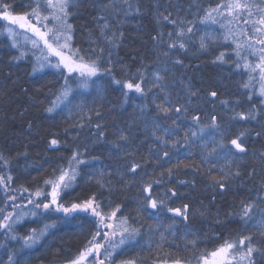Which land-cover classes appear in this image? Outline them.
Wrapping results in <instances>:
<instances>
[{
  "label": "trees",
  "instance_id": "obj_1",
  "mask_svg": "<svg viewBox=\"0 0 264 264\" xmlns=\"http://www.w3.org/2000/svg\"><path fill=\"white\" fill-rule=\"evenodd\" d=\"M7 2L12 4L16 14L29 10L27 7L29 0ZM105 2L107 0H82L74 12L69 9L71 14L68 22L73 25L71 48L79 49L80 54L86 58L101 55L99 48L104 49L102 53L104 59L111 53L113 73L115 78L121 81L135 82L138 79L137 69L145 65L149 80L153 69L163 70L167 67L169 71L164 84L173 103H185L188 99V89L196 93L191 97L188 113L180 118H176L174 112L168 116L158 113L152 100L155 96L156 103H163L165 93L160 88H153L147 97L129 92L125 104L121 87L113 84L110 76L104 75L97 78V84L90 90L75 94L71 112L64 111L50 116L45 109L63 83L60 73L48 68L33 75L32 67L35 60L28 54L19 62L14 61L13 57L19 56L21 49L12 47L11 39L6 34L0 35V154L7 161V164L0 161V175H12L13 180L10 182L12 188L23 185L34 189L42 186L45 179L58 173L61 166H66L73 150L83 152L87 149L90 156L98 157L94 162L96 168H103L110 174L102 178L105 183L111 179L113 185L111 194L105 195L104 199L110 201L111 206L119 204L121 212L130 219L137 216V204L144 198L142 183L160 179L159 185L153 184V195L157 198L164 197L169 188L174 189L177 196L168 197V203L172 207L181 208L188 204L189 219L182 222L180 218L163 211L160 212L162 223L158 227L154 220L146 214H141L143 227L138 239L142 241L143 247L129 251L122 257L136 258L137 264H160L165 260L171 264V260L176 257L188 261V264H197V259L202 253L213 251L224 240H238L250 233L254 243L264 246V235L251 227H246L239 216L242 203L256 201V194L264 184V161L260 158V153L264 152V104L261 103L264 98L258 94L259 70L251 74L256 77L252 80V87L249 89L243 87L250 75L243 64L257 63L259 52L253 54L244 47L239 50L242 58L238 59L235 44L231 39L227 42L223 40L210 42L206 50L199 47V39L205 32L215 36L224 34L225 30L218 23L201 24L199 21L206 10L227 3L228 0H130L133 8L131 14L126 17L124 11L128 5L122 0H117L119 14L105 13L109 22L108 32H116L118 36L123 33L119 39V47L115 49H112L102 37L99 26L102 21L97 19L101 14L99 5ZM247 2L264 6V0ZM136 7H139V13L135 11ZM221 11H224L222 19L226 22L230 17L225 10ZM252 11L251 17L245 14L244 18L257 20L260 13L255 8ZM169 13L170 20H176L177 25L163 19V15ZM181 20L194 22L193 32L183 38L187 50L178 48L169 50L166 43L169 40L168 34L172 33L171 39L175 40L177 26L187 27L186 23H179ZM5 23L0 21V25ZM48 23L51 26L52 21L49 20ZM230 27L233 29L232 38L244 43L246 37L240 32L241 29L248 35L258 37L260 34L255 33L254 28H264V25L244 24L242 20H234ZM158 33H163V42L159 44L153 40ZM254 47L259 50L264 45L256 44ZM93 48L96 52L91 51ZM163 51H170V56L160 55ZM221 52L225 53V63L216 60ZM174 57H179L184 66L173 65ZM243 57H246V60ZM237 63L241 67L237 68ZM211 91L217 92L215 98L209 95ZM248 94H251V99L248 98ZM222 100L227 101V104H222ZM145 103L148 108L142 117L139 108ZM253 108L258 111L255 120L232 119L234 112L248 113ZM97 111L100 113L99 116L96 115ZM194 114L200 115L201 123L204 125H207L211 116L215 115L224 132V143L228 147H231L228 143L231 138L240 132L246 133L242 143L247 152L238 154L239 158L233 160L231 164L217 159L216 156L209 158L210 164L214 165L211 167L214 175L218 174L219 168H223L225 172L239 168L241 175L230 179L229 187L223 193L218 188L210 186L207 173L210 165L201 163L202 150L196 144L191 147L192 156L187 158L186 153L189 149L182 143L175 149L169 145L171 163L164 160L158 162L152 157L153 152L161 151L164 147L152 136V120L160 124L161 131H158L157 135H162L164 128H174L176 136L172 139L182 140L189 127H193L191 117ZM173 119H176L175 125L172 123ZM97 123L101 124V129L95 127ZM101 130L104 136L98 139ZM121 131L130 137V143L126 148L131 155L125 153L123 149L113 148L115 142L124 143L118 141ZM210 131L212 129H208L205 134ZM258 131L261 132L259 137L256 136ZM51 139H57L59 145L50 147ZM117 151L122 152V156L118 157ZM232 151L236 150L233 148ZM178 159L184 163L175 168L173 175L169 177L166 168L177 163ZM130 162L142 165L141 169L137 170L140 178L132 179L134 174L127 171ZM196 166L201 171L194 172L192 169ZM115 168H120L124 172L123 181L113 171ZM252 170H255L254 174L249 175ZM161 172H164L163 176H160ZM98 179H101L98 174L89 179L82 171L75 187L69 190L73 195L67 199L69 201L83 199L92 193L99 197L102 189L96 182ZM181 181L186 183L182 184ZM61 199H65V196ZM3 203L0 199V206H3ZM260 210H264V204L256 201L254 213L257 220L260 218ZM202 212L205 214L201 215ZM60 215L62 214L51 213V218L55 219ZM174 221L177 230L175 236L167 231L168 225ZM38 225V220L28 219L23 225L16 227V234L24 236L30 227ZM54 231L55 235L49 233L41 245L26 252L21 251L20 241L12 240L5 232L0 231V264H8V256L12 253H15V258L21 264H65L85 247L90 239L92 226L87 220L69 218L58 223ZM161 233L164 236L163 241ZM185 233H194L198 237L195 248L187 244L184 239ZM188 239H192V236L189 235ZM149 244L151 251L148 250ZM257 264H260L259 260Z\"/></svg>",
  "mask_w": 264,
  "mask_h": 264
},
{
  "label": "snow or ice",
  "instance_id": "obj_2",
  "mask_svg": "<svg viewBox=\"0 0 264 264\" xmlns=\"http://www.w3.org/2000/svg\"><path fill=\"white\" fill-rule=\"evenodd\" d=\"M82 0H29L28 11L22 14H16L12 4L7 0H0V21L6 22L0 25L2 31L0 35H5L11 39L12 47L19 48L17 43V36H24L26 42H30L32 49H38V54L33 52L35 56V63L32 67V74L42 73L45 69H54L59 72L63 83L57 93H54V99L50 100L49 105L45 111L52 116L53 114H60L61 112H71L73 101L75 100L76 93H82L90 90L97 84V78L104 75L110 76L111 82L118 85L123 90V102L126 104L128 101V93L133 92L142 97H147L148 93L152 92L153 88H160L165 93L163 97V103H156L155 96H153L152 103L158 113L168 116L170 113H175L176 118H180L182 115L186 116L191 104V97L196 93L188 89V99L185 103L179 102L173 103L169 98L166 86L164 84L166 74L169 69L165 67L163 70L156 68L151 71V79H148L147 66L138 68L136 71V77L138 79L121 81L115 78L113 73V61L111 59V53L104 59L102 53L103 48H99L101 55H96L94 58L80 54L79 49H73L70 47L72 40L73 25L68 22L70 16L69 9L74 12L81 3ZM122 2L128 5L124 11L125 17L132 12V4L130 0H122ZM101 14L97 17L98 21H102L100 24L101 35L104 40L111 46L112 49L119 47V39L122 38L123 33L119 36L116 32H108L109 22L105 13L110 12L112 15L119 14V3L117 0H107L105 3L99 5ZM255 8L260 13L259 18L255 21L249 20L245 17H251L253 15L252 9ZM230 19L225 22L224 11ZM135 11L139 13V7H136ZM216 15H213V14ZM162 15V14H161ZM170 15H163L165 21H169L173 25H177V21L170 20ZM49 20L52 21L49 26ZM159 20V17H158ZM234 20H242L244 24H259L264 25V6L247 2V0H228L227 3L219 4L215 8L206 10L205 15L200 19L201 24H219L224 29L222 36H215L205 32V35L199 39V47L202 50H206L211 43H215L217 40H223L225 42L231 39V42L235 44L236 57L242 58L240 49L247 47L253 54L259 52L258 62L251 64L245 62L243 67L250 73L248 82L243 84L245 89L252 87V80L256 79L252 73H256L259 70L258 82L259 90L258 94L264 98V47L257 50L254 45H264V28L256 27L254 32L260 34L258 37L248 35V33L241 29L240 32L246 37L244 43H241L233 39V29L230 27ZM180 24H187V27L177 26L176 39H171L172 33H169V40L166 42L169 50L180 49L187 50V44L184 41V37L193 32L194 22L183 21ZM23 30V31H20ZM27 32L32 33L36 39H32L26 35ZM163 33H158L153 37L154 42L157 44L162 43ZM93 39L92 37H89ZM67 50V52L65 51ZM92 52H96V49H91ZM28 53L21 50L19 56L13 57V60L19 62V60L25 58ZM160 55L164 57L170 56V51H163ZM52 58H56L53 60ZM104 62L101 63V60ZM159 59V57H157ZM246 60V57H243ZM220 63H225V53L221 52L216 58ZM173 65L184 66V63L179 57L172 59ZM142 64L144 62L142 61ZM237 68L241 67L239 63ZM126 71V66H124ZM162 71L164 74H162ZM147 81V83H146ZM209 95L213 98L217 96L216 91H211ZM248 98L251 99V94H248ZM222 104H227V101H221ZM264 104V100L261 101ZM79 107V105H76ZM148 105L145 103L139 108L142 117L147 111ZM96 115L100 113L97 111ZM258 115V111L253 108L248 113L234 112L232 119H239L242 121L255 120ZM90 119V117H89ZM193 127H189L181 139L173 140L172 137L176 136L174 128H164L162 135H157L158 131H161L160 124L156 120H152V136L155 141L164 146L163 150L152 153V157L156 161H167L171 163L170 152L168 146L172 149L177 148V145L181 143L188 150L186 158L192 156L191 147L196 144L201 148V163L210 165L207 169L208 179L210 186L218 188L220 192H225L228 187V181L241 175L239 168L235 171L225 172L223 168L218 169V174H212L209 158L216 156L217 159L225 160L231 164L233 160L239 158L238 154L246 153L247 149L242 143V139L245 136V132H240L234 138L229 140L228 147L224 143V132L221 129V125L217 122L215 115L211 116L210 122L207 125L201 123L200 115L194 114L191 117ZM173 125L176 124V119L172 120ZM83 126V125H81ZM97 129H101V124L95 125ZM208 129L212 131L207 132ZM261 132H256V136H260ZM104 132L101 130L98 133V139H102ZM219 137V138H218ZM118 141L124 142L123 144L115 142L113 143L114 149H123L125 153L131 155L126 145L130 143V137L123 131L118 136ZM59 141L57 139H51L49 146H58ZM236 151L233 152L232 149ZM118 157L122 156V152L117 151ZM260 158L264 161V152L260 153ZM98 160L96 156H90L88 150L83 152L73 150L70 158L67 161L66 166H61L58 173H54L51 178H47L43 181L42 186H37L34 189L21 185L19 188H12L10 182L13 180L11 174L0 175V199L3 200V206H0V231L5 232L12 240L20 241V249L22 252L36 248L41 245L45 238L49 236V233L55 235V229L58 223L66 221L69 218L76 220H87L92 226V232L90 233V239H88L85 247L74 257L67 260L66 264H137L136 258L123 259L129 251H134L137 248L143 247V243L138 239L141 235V229L143 223L141 221V214H146L150 219L154 220L159 227L161 225L160 212L166 211L173 214L174 217L180 218L182 222H186L189 219V205L184 204L183 207H172L168 203V197H176L177 192L169 188L164 197L157 198L153 195V184L159 185L160 179H152L151 182H144L141 185L143 193H145L142 201L138 202V213L136 217L129 218L128 215L121 212V206L119 204L111 206L110 201L104 199L105 195L111 194L112 181L108 180L107 183L103 181L105 175H110L103 168L97 169L95 161ZM0 161H4L7 164L4 156L0 154ZM184 163L183 160H177V163L166 168V172L170 177L173 175L175 168H179L180 164ZM83 166V168L81 167ZM140 163L130 162L127 165V171L134 174L132 179L140 178V173L137 171L141 169ZM95 169V171H93ZM194 172L201 171L196 166L192 169ZM85 172L89 179L94 178L97 174L101 177L96 182L102 189L99 197L96 193H92L83 199L69 201L67 197L72 196L70 189L76 185L77 178L81 175V172ZM114 172L120 177L121 181L124 180V172L120 168L113 169ZM255 170H252L249 175L254 174ZM164 172L160 173L163 176ZM180 183H186L181 181ZM194 183V182H193ZM65 196V199H61ZM256 201L264 204V184L261 185V190L256 194ZM256 201L249 203H242L241 211L239 213L240 219L244 222L246 227H251L259 231L264 235V210H260V218L255 219L254 209L256 208ZM107 208V210H105ZM51 213H60L62 215L57 216L55 219L51 218ZM119 213V215H118ZM204 215L205 213H200ZM28 219L33 221H39L37 227H30L29 231L24 236H18L16 234V227L23 225ZM251 222V224H249ZM151 231V227L149 228ZM167 231L173 236L176 234L175 221L168 225ZM191 235L192 239H188ZM184 239L187 244L193 248L196 247L198 237L194 233H185ZM164 240L163 233H161V241ZM159 246V245H158ZM187 246V245H186ZM148 250L151 251V245H148ZM237 258H239L237 260ZM257 260L260 264H264V246L257 245L253 241V236L243 235L238 240H224V242L211 252L202 253L198 259L197 264H257ZM8 264H21L15 258V253L8 256ZM160 264H168V261H161ZM171 264H188V261L182 260L176 257L171 260Z\"/></svg>",
  "mask_w": 264,
  "mask_h": 264
},
{
  "label": "rangeland",
  "instance_id": "obj_3",
  "mask_svg": "<svg viewBox=\"0 0 264 264\" xmlns=\"http://www.w3.org/2000/svg\"><path fill=\"white\" fill-rule=\"evenodd\" d=\"M20 31H23V30H20ZM26 35L32 39H36V37H34L32 35V33H30V32H27ZM17 43L19 44V48L21 50L26 51L30 55L31 59L35 60V56H33L32 53L36 52L38 54V49H32L31 43L26 42L24 36H17ZM70 47H71V42H70ZM65 51L67 52V50H65ZM52 59L55 60L56 58H52Z\"/></svg>",
  "mask_w": 264,
  "mask_h": 264
}]
</instances>
